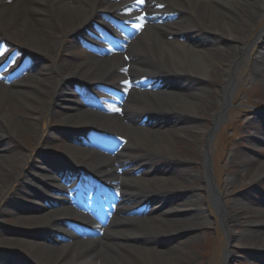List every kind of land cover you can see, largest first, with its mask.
<instances>
[{
  "label": "bare ground",
  "instance_id": "bare-ground-1",
  "mask_svg": "<svg viewBox=\"0 0 264 264\" xmlns=\"http://www.w3.org/2000/svg\"><path fill=\"white\" fill-rule=\"evenodd\" d=\"M263 2L264 0H162L160 4L165 8L161 12L165 15L170 13L174 17L161 25L171 29L168 34L163 30L149 31L153 24L147 13L149 3L146 0H143V3L135 0L134 6L141 7L137 12V19L142 34L133 41L130 50L129 46L127 47L126 54H130L133 61H125L121 56L100 60L92 55L84 56L80 65L72 67L69 54L60 57V62L56 60L57 53L62 48L63 36L85 25L89 18L91 21L101 12L111 10V7L107 9L104 6V0H0V30L9 33L12 26L14 28V38L8 37L11 39L8 41H21L32 48L33 54L51 61L50 69L45 67V70L42 66L36 68L35 64L28 67L31 82L15 80L6 86L0 82V189L1 186L16 185L17 190L23 188L24 191H21H26V200L36 204L31 206L33 208L30 212L35 215H31L30 219L32 217L33 223L36 222L45 228L47 233L36 231V236L43 239L46 236V243L49 244L42 247L31 245L32 250L36 252L35 259L40 264H126L128 260L143 264H169L173 262V253L164 251L158 239L170 235L180 237L201 227L199 221L203 219L208 205L218 216L228 240V249L222 264H228L229 257L234 255L232 253L239 244L256 249L264 243V224L255 216L246 218L245 214L239 213L240 207L236 202L228 207L223 206L221 197L226 189L219 190L214 186L210 172L212 129L220 123L227 111L228 94L236 84L238 67L248 56V45H245L243 40L258 24L259 19L264 17ZM50 23L53 27H48ZM169 37L182 40L168 42ZM224 40L234 43L237 47L228 45ZM251 43L262 44L264 49V26ZM63 49V53L68 52L65 47ZM1 56L3 53H0ZM254 64L259 67L257 76L261 81L264 78V59L259 56L254 59ZM218 72L221 73L223 85L219 87L221 96L218 105L213 103V108L217 111L210 108V112L205 116V119L210 117L212 120L213 128L209 130L204 124L192 119L191 114L197 108H208V101L203 99L206 95L203 88L209 85L211 78L219 77ZM45 73L49 75L46 76ZM118 73L124 79L131 80H137L139 74L155 78L154 81L157 82L170 78L171 86L159 84L153 92L155 103L149 104V107L154 108L160 115L152 126L147 123L142 125V118L126 111L122 120L119 117L110 118L113 123L110 131L112 134L122 137L124 133L130 136L129 149L107 156L97 150V145L101 144L99 141L92 142L88 139L83 142L81 138L76 137L75 142L90 146L85 145L88 147L85 150L70 144L65 150L66 159H45L48 154L39 150L30 157H24L18 152L17 138L29 134L36 139V143L43 141V134L35 132L34 127L37 123H43L41 117L45 115L46 119L50 120L59 115L69 128L78 127L81 120H84L80 130L99 132L95 127L104 121L105 108L94 101L85 102L82 107V101L68 95L61 84L68 79L85 80L86 77L92 82L88 83L90 86L116 88L113 83L121 79L118 78ZM8 77H4L6 83L11 81ZM194 77L201 80L198 88L196 81L192 79ZM176 78L182 79V83L175 80ZM94 107L99 108L101 112L94 113L97 112ZM17 108L40 111L41 115L33 120H17L11 113L12 109ZM57 108L64 112H59ZM197 136L201 137L197 151L201 170L194 175L187 169H191L194 162L185 160L182 156L177 158L171 155L167 142L175 137L196 140ZM135 149L143 151L140 153ZM71 154L79 160H72ZM87 156L91 158L85 159ZM156 159L162 164L172 161L177 163L176 171L167 175L165 173L164 181L159 179L157 185L160 188L152 182L147 183L146 178L138 182L129 177L133 173H139L141 177L146 176ZM42 166L64 171L62 179H68L71 185L76 182L79 188L86 186L88 182L93 183V188L103 198L101 207L108 213L118 211L122 208V203L131 206L139 200H149V196H152L154 204L150 206V214L155 216L153 220L156 223L149 224L153 220H146L143 224L145 226L142 227L137 221L127 219L119 223L111 220L106 222L107 227L104 229L99 226H86L87 237L80 239L67 230L72 221L65 216L63 203L71 197L61 201L52 199V207L41 205L47 200L43 188L49 178L47 174L41 175L37 172H44L45 167ZM255 169L250 177L251 182H264V162ZM190 181L202 184L205 189L203 197L197 194L195 185L187 187L186 184H190ZM180 184L186 187L184 197L180 199L178 206L167 205L166 197L182 195L180 187L176 188L181 186ZM4 194H0V200ZM202 205L205 209H202ZM97 209L99 210L95 213L100 215L99 211L103 210ZM5 213L6 211L0 208V214ZM178 214L181 216L177 217ZM240 215L245 217L240 219ZM14 218L16 225L22 221L19 213ZM231 224L244 228L243 232L235 235L230 230ZM153 226L163 230L154 234ZM34 232L28 233L33 236ZM9 234H12V231L8 234L6 232V235ZM6 242L13 247H21L25 243L18 239ZM151 243L154 250L148 248ZM173 246L171 248H174ZM37 248L41 249L40 253ZM255 253L264 254L262 251Z\"/></svg>",
  "mask_w": 264,
  "mask_h": 264
},
{
  "label": "rangeland",
  "instance_id": "rangeland-1",
  "mask_svg": "<svg viewBox=\"0 0 264 264\" xmlns=\"http://www.w3.org/2000/svg\"><path fill=\"white\" fill-rule=\"evenodd\" d=\"M48 21L50 22V20ZM263 26L264 17L259 19L258 24L254 27V29L251 30L250 33H248L249 35L243 40V43H246L245 45L250 44V42L256 37ZM48 27H53V25L51 24ZM12 28L10 29L9 33H4L0 30V32L4 33L5 35V41L11 40L8 37L14 38V36H12L14 28ZM2 40V35H0V41ZM68 40L69 39L66 38L62 40V48L57 53L56 58V60L59 62L61 60L60 57L64 56L66 53H63V48L65 47L66 49L67 47H69L72 49L73 47L72 44L68 43ZM17 41L15 43L11 42L13 45H10L11 47H7L6 53V55L15 53L14 57L12 58V66L7 67L6 69L9 70L14 78H21L25 76L24 72L27 71L26 68L28 63L33 62L38 67L42 66L43 69H45V67L47 69H50L49 63L51 61L48 62L44 60L41 55L39 56L35 53L31 55L32 48L30 49L28 46L22 44L21 41ZM226 42L232 47H237L232 42ZM66 45L68 46L66 47ZM17 47L19 48L16 50L15 48ZM262 48V44L261 46H259V48H254L253 46L250 47L247 58H244L240 63L238 67V76H236V84L233 86V88H231V91L228 95V98L230 100L228 108L231 106V104L234 107L224 113L220 123H218V126L213 132L211 138L210 148V172L212 173L211 178L213 180V184L219 190L226 189L225 194L223 193L221 197V204L228 207L233 202H236V204H239L240 209L239 211L237 209L235 212L238 211L239 213L245 214L246 218L255 216L260 221L264 220V182L254 184L253 182H251L250 177L253 175V171L256 170L255 168L258 165L262 164V162H264V127L262 126L260 120L257 118V115H255V113L264 111V78L260 81L257 76L259 67L254 64L255 58H258L260 56L264 59V49ZM78 52L80 53V55H85V53H82L83 51ZM70 53L71 50L68 54ZM74 63L79 64L77 60H75ZM73 66L75 67L74 64L72 65V67ZM218 74L219 77L213 79L211 78V82L209 81V85L203 88V91L206 92V95H204L205 97L203 99H206L208 101V108H197L191 114L192 119L200 124H204L205 128L209 130H211L212 128V120H210V117H207V119H205V116L206 113L210 112L208 111V109L213 108L214 102H216V105H218V100L221 96L219 87L223 85L222 77H220L221 73L218 72ZM48 75L49 74L47 73L46 76ZM25 79L26 82L32 81V78L28 76H26ZM84 79L85 80H83V78L82 80H79L80 83H85L88 80L90 81V79H87L86 77ZM192 79L196 81L195 85L198 88V86L201 84V80L195 77ZM215 79H217V81ZM175 80L182 81L180 79ZM60 84L61 83H59V86ZM61 85L63 88H67V85H65L64 83ZM208 93L210 94L207 95ZM147 101V104H152V101L154 100L153 98H151L147 99ZM214 111L216 112L217 109H214ZM11 113L17 120H19L18 118L33 120L37 117H40L41 115L40 111H33L23 108L12 109ZM58 116H54V118L50 120L46 119L47 116L45 115V117H41L43 123H37L36 127H34L36 128L35 132H41L43 134L42 142L38 141L36 143V139H34L32 135L29 134L24 135V137L22 136L19 139L17 138V144H19L18 152L21 155H24V157H30L36 154V151L39 150L48 154L45 159L53 158L52 156L65 159V150L66 147L69 146L67 137L72 136L74 132L64 131L63 129L66 128V122L64 123L61 117ZM103 118L104 121H101L100 124L98 123V127L95 128L103 131L102 136L108 138L109 141L107 148L111 151H114L117 149V146H119L120 142H123L127 147L130 136L126 134L124 135V133H122V137L118 136L117 134H112V132H110L111 128L113 127V123L112 121H110V118H112L111 115L104 116ZM82 123H84V120H81V123L79 124L83 125ZM81 125H77L78 127L75 126V130L81 128ZM91 126L93 127L94 125ZM55 129L60 130L56 131ZM199 136H197L196 140H193V138L186 139L182 137H175L170 142H167V149L170 151L171 155H174L177 158H179V156H182L185 160L194 162V166L191 169L190 167L187 168L189 171H191L190 173H193L194 175H196L201 170L198 157L199 152H197L200 144L199 141H201V137L199 138ZM112 144L115 147H110L112 146ZM135 150L140 151V153H142L143 151L141 149ZM71 155L72 160H79V158H76L75 155ZM90 158L91 157L87 156L85 159ZM159 162L160 160L152 163V167L150 170H152L153 173L149 175V179H147V183L151 181L155 186H158L157 184L159 179H163V181L164 179H166V176L164 175L165 173H171L172 171H176L177 169V163H175L174 161L169 164H162ZM42 167H45V169H43L44 172L38 170L37 172H39L41 175H44V173L46 175V173H48V171L46 170L47 167ZM130 178H133V180L138 182L143 181V179H141L138 175H133ZM191 184L197 187V194L203 197L205 189L202 184L195 182L192 183V181H190V184L188 183L186 185L188 187V185L192 186ZM37 185L38 184H36V186ZM200 186L201 190H199ZM178 187H180L179 191L182 192L181 197L173 195L166 197L165 201L167 205L178 206L180 199L184 197L186 187L181 185L177 186L176 188ZM16 188V185H10L8 187L1 186L0 189V194L5 193L3 195V199L0 200V208L6 211L4 215L0 214V264H40L39 261L35 259L34 253L36 252L32 250L31 245L37 244L41 247L43 245H46V243H44L45 241H43L41 237L36 236V234H38L37 232L39 231L45 232V228H43V226L39 225L38 223L36 224V222H32L33 220L32 217L30 219V216L34 215L35 213L30 212L33 207H31L32 205L30 204L31 202L29 201V199L26 200V198L24 197L26 196V191L23 193V188L21 189L22 191L17 190ZM6 199L8 201H6ZM201 207L202 209H205V206L202 205ZM67 211V214L70 213V215L78 216L77 207L73 206V209H69ZM17 213H19V216H22V221L19 222L18 225L15 224L16 219L14 218V216H17ZM233 215L235 216V214ZM179 216H181V214H178L177 217ZM243 216L244 215H240V219L243 218ZM147 221L149 222L150 220ZM139 223L142 227L145 226L143 225L145 223L143 218L142 221H139ZM153 223H156V221L153 220L152 223L149 224ZM199 223L201 224V227H199L195 231H192L190 234H185L183 236L181 235L180 237L170 235L169 237L164 236L163 239L157 238L160 241L164 251L173 253V262H169V264H222L223 261H225L228 242L225 235L223 234V229L221 227L220 221L210 205L207 206V209L203 214V219H201ZM230 226L231 232L235 235L243 232L244 228L239 227L238 225L236 226L235 224H231ZM162 230V228H158L155 226H153L152 228L154 234H157V232ZM10 231H12V234L6 235V232L8 234L10 233ZM31 231H35L33 236L28 233ZM28 235L29 237H27ZM15 239L25 242L24 245H22L21 247H13L11 244H7L6 242ZM171 246H173L174 248H171ZM261 249H264V243H261L259 248L256 247V249H249L245 244H239L237 248L234 249V253H232L234 255L229 257L228 264H255L254 261L256 259L260 260V255L255 252H264V250ZM38 251L40 253L41 249H38ZM262 257L264 258V256ZM126 264L143 263L132 262L131 260H128ZM157 264L163 263L160 262Z\"/></svg>",
  "mask_w": 264,
  "mask_h": 264
},
{
  "label": "water",
  "instance_id": "water-1",
  "mask_svg": "<svg viewBox=\"0 0 264 264\" xmlns=\"http://www.w3.org/2000/svg\"><path fill=\"white\" fill-rule=\"evenodd\" d=\"M230 91H231V89H230ZM230 91H229V93H230ZM228 95H229V94H228ZM228 99H229V98H228ZM229 101H230V100H229ZM217 126H218V124H217V125H216L214 128L216 129V128H217ZM212 128H213V127H212ZM214 128L212 129V130H213V132L215 131V129H214ZM213 132H212V133H213Z\"/></svg>",
  "mask_w": 264,
  "mask_h": 264
},
{
  "label": "snow or ice",
  "instance_id": "snow-or-ice-1",
  "mask_svg": "<svg viewBox=\"0 0 264 264\" xmlns=\"http://www.w3.org/2000/svg\"><path fill=\"white\" fill-rule=\"evenodd\" d=\"M138 2H139V3H143V0H138ZM116 110H118V109H116Z\"/></svg>",
  "mask_w": 264,
  "mask_h": 264
}]
</instances>
